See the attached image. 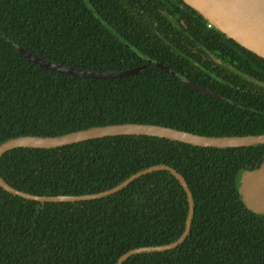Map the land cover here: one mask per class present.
<instances>
[{"label": "trees", "instance_id": "obj_1", "mask_svg": "<svg viewBox=\"0 0 264 264\" xmlns=\"http://www.w3.org/2000/svg\"><path fill=\"white\" fill-rule=\"evenodd\" d=\"M19 46L81 69L146 67L117 78L71 76L33 63ZM237 70L264 83V58L183 0H0V144L122 123L263 134L264 85ZM263 163L264 143L204 147L121 134L12 147L0 155V179L29 194L78 196L169 165L192 193L190 233L172 249L139 252L122 264H264V213L247 207L238 186L243 171ZM188 213L187 191L167 169L76 202L43 203L0 185V264H116L131 249L179 239Z\"/></svg>", "mask_w": 264, "mask_h": 264}, {"label": "water", "instance_id": "obj_2", "mask_svg": "<svg viewBox=\"0 0 264 264\" xmlns=\"http://www.w3.org/2000/svg\"><path fill=\"white\" fill-rule=\"evenodd\" d=\"M185 3L196 9L203 17H205L211 26L219 29L228 37L235 40L237 43L247 48L248 50L256 53L264 58V0H183ZM19 52L27 57L30 61L40 65L46 69L57 71L71 76H80L86 78H117L128 76L138 73L146 67V65L124 70L113 71H97L75 68L72 66H65L52 61H48L39 57L38 55L27 51L23 47H18ZM152 63V60L149 61ZM155 64L174 75L178 73L169 66L164 65L162 62L156 61ZM247 79L254 81L260 85L263 82L250 77L243 72L237 70ZM188 85L192 86L198 91L204 92L207 95H212L217 98L225 99L224 97L212 93L211 91L198 86L196 83L187 81ZM121 134H139L163 137L171 140L182 141L191 143L197 146L204 147H240L250 146L264 143V133L257 135H244V136H215L203 135L189 132L182 129H176L168 126L157 124L145 123H122L92 127L88 129L69 132L57 136H21L9 139L0 144V155L12 147L19 145L33 146V147H51L59 144H68L85 139H92L103 137L107 135H121ZM158 169L170 170L181 182L187 191V198L189 199V213L186 220V227L183 234L179 239L171 243L156 245V246H143L134 248L123 254L116 264H122L128 257L133 254L144 251H161L172 249L178 246L189 235L192 225V217L194 212V204L192 193L184 177L173 167L165 164L154 165L142 171H139L119 185L90 195H34L24 191L15 189L0 179V185L6 190L20 195L24 198L36 200L40 202L47 201H81L98 199L117 192L119 189L126 186L128 183L138 178L139 176ZM239 191L242 200L246 203L247 207L256 213H264V163L257 169L243 171L238 176Z\"/></svg>", "mask_w": 264, "mask_h": 264}, {"label": "built area", "instance_id": "obj_3", "mask_svg": "<svg viewBox=\"0 0 264 264\" xmlns=\"http://www.w3.org/2000/svg\"><path fill=\"white\" fill-rule=\"evenodd\" d=\"M209 26H211V25L209 24Z\"/></svg>", "mask_w": 264, "mask_h": 264}]
</instances>
